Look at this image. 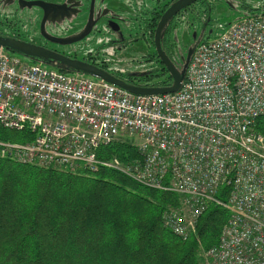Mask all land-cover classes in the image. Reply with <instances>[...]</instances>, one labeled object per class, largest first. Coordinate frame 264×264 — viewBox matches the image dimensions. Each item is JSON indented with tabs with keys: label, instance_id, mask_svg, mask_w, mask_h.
Instances as JSON below:
<instances>
[{
	"label": "built area",
	"instance_id": "built-area-1",
	"mask_svg": "<svg viewBox=\"0 0 264 264\" xmlns=\"http://www.w3.org/2000/svg\"><path fill=\"white\" fill-rule=\"evenodd\" d=\"M264 13L198 44L182 88L140 96L105 81L23 61L0 47V158L86 174L115 169L147 188L180 196L165 225L188 240L211 202L230 212L205 264H264ZM130 141L138 158L99 151ZM228 189L226 200L217 196Z\"/></svg>",
	"mask_w": 264,
	"mask_h": 264
},
{
	"label": "trees",
	"instance_id": "trees-1",
	"mask_svg": "<svg viewBox=\"0 0 264 264\" xmlns=\"http://www.w3.org/2000/svg\"><path fill=\"white\" fill-rule=\"evenodd\" d=\"M158 71L155 85H169L163 64ZM254 127L264 135V117ZM18 134L0 127V139ZM99 157L127 162L138 155L131 145L116 143L100 149ZM85 173L0 158V264H201V247L217 246L230 219L211 202L185 241L165 225L179 195L105 166ZM227 193L224 188L217 197L226 200Z\"/></svg>",
	"mask_w": 264,
	"mask_h": 264
},
{
	"label": "flooded vegetation",
	"instance_id": "flooded-vegetation-1",
	"mask_svg": "<svg viewBox=\"0 0 264 264\" xmlns=\"http://www.w3.org/2000/svg\"><path fill=\"white\" fill-rule=\"evenodd\" d=\"M180 1L0 0V37L87 62L132 86L150 87L155 86L157 79L153 77L159 76L158 69L163 64L156 44L158 24L166 10ZM213 1L199 0L169 22L163 32L161 46L170 59L176 60L181 49V45L171 38L170 30L173 32L176 28V19L197 4L203 11L201 16L208 15ZM208 17L204 20L207 26L210 23ZM193 23L190 25L193 26ZM192 38V43L204 42L196 32ZM134 45L143 46L146 50L140 55L144 64L148 65L143 73H131L132 68L123 70L110 63L116 59L119 50L123 52Z\"/></svg>",
	"mask_w": 264,
	"mask_h": 264
},
{
	"label": "rangeland",
	"instance_id": "rangeland-1",
	"mask_svg": "<svg viewBox=\"0 0 264 264\" xmlns=\"http://www.w3.org/2000/svg\"><path fill=\"white\" fill-rule=\"evenodd\" d=\"M263 9L264 0H214L209 8V14L205 16L204 14H202L201 16V12L203 11L201 10L199 4L192 7L176 19V28H173V32L172 30H170L172 34L171 38H174V41H176L177 44L181 45V49L179 48L180 54L176 59V66L178 68H182V57L186 58L188 55V51L196 46L197 42L192 43L194 32L197 33L199 39H203L204 41H212L219 38L230 24L239 21L247 15L263 13ZM199 16L201 18H199ZM207 17L209 18L210 22L208 26L204 23V20L207 19ZM193 21V26H191L190 24ZM134 34L136 33L134 32ZM119 52H117L116 54V59L110 62L113 65L115 64L116 68H121L123 70H131L132 68L131 73H143L145 71L144 68L148 67V65L144 64V59L140 57L141 54L146 52L143 46H129L126 51L120 53ZM19 57L23 61L33 63L21 56ZM8 137L12 142L15 143L26 142V140L29 138L27 136V133L23 135L18 134V136ZM119 143L131 145V147L137 152L136 148L130 141ZM201 249V264H205L204 253L207 250L203 249L202 247Z\"/></svg>",
	"mask_w": 264,
	"mask_h": 264
},
{
	"label": "water",
	"instance_id": "water-1",
	"mask_svg": "<svg viewBox=\"0 0 264 264\" xmlns=\"http://www.w3.org/2000/svg\"><path fill=\"white\" fill-rule=\"evenodd\" d=\"M199 0H181L180 2L170 6L164 13L162 19L160 20L157 30H156V44L159 50V56L161 62L165 66L172 78V82L166 86H150V87H137L126 83L124 80L116 77L110 72L99 68L95 65L89 64L87 62L70 59L66 56L60 55L58 53L46 50L42 47L31 45L18 40L0 37V47L5 50L17 53L23 58L33 62L39 63L44 66L57 69L59 71H64L68 73H78L88 77H93L102 81H105L111 85H114L120 89L128 91L134 95L140 96H155L178 92L185 81L187 69L191 61L192 55L196 48L190 49L188 51L187 57H182L183 67L178 68L176 64L167 56L163 51L161 46V41L163 38V32L169 22L182 10L188 6L194 4ZM159 81L154 82V84Z\"/></svg>",
	"mask_w": 264,
	"mask_h": 264
},
{
	"label": "bare ground",
	"instance_id": "bare-ground-1",
	"mask_svg": "<svg viewBox=\"0 0 264 264\" xmlns=\"http://www.w3.org/2000/svg\"><path fill=\"white\" fill-rule=\"evenodd\" d=\"M10 160V159H9ZM13 161V160H12ZM31 166V165H30ZM35 167V166H34ZM41 169H43V168H41ZM48 170V169H47ZM58 171V170H57ZM61 172H63V171H61ZM68 173H72V172H68ZM74 174H79V173H74ZM223 233H224V230H223V232H222V236H223ZM222 236H221V238H222ZM221 238H220V240H221ZM220 242V241H219Z\"/></svg>",
	"mask_w": 264,
	"mask_h": 264
}]
</instances>
